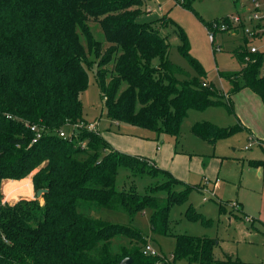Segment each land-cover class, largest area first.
<instances>
[{
  "label": "trees",
  "instance_id": "trees-1",
  "mask_svg": "<svg viewBox=\"0 0 264 264\" xmlns=\"http://www.w3.org/2000/svg\"><path fill=\"white\" fill-rule=\"evenodd\" d=\"M193 1L176 0L193 10L213 35L223 31L218 25L228 21V15L206 19L194 9ZM144 6V0H0V188L2 181L32 172L34 192L45 189L41 201L35 195L13 203H2L0 191V264H118L127 256L129 264H175L180 258L188 264H244L229 254L217 259L213 248L218 242L207 235L174 234L171 259L144 253L146 236L131 220L148 209L152 231L169 234L170 205L185 201L188 191L197 186L143 156L114 149L94 130L78 132L79 140H87L84 147L57 133L66 121L86 122L80 94L88 85L89 64L79 33L104 68H98L94 78L105 114L117 124L147 129L156 137L177 135L190 109L222 105L234 113L231 95L241 87L259 95L264 104V76L259 74L264 50L249 51L254 39L243 34L232 50L238 70L219 72L230 83L223 93L206 80L205 70L189 51L184 30L167 15L158 21H140ZM89 22L99 24L106 46L93 37ZM164 22L176 28L178 50L195 68L194 75L168 58L169 42L160 32ZM243 27L228 25L231 31L243 32ZM30 124L40 131L35 141ZM239 128L197 120L190 131L214 142ZM103 149L108 151L100 156ZM248 164L260 165L256 160ZM121 167L131 177L165 174L174 185L181 183L189 190L156 180L140 192L133 178L128 187L125 182L118 189ZM224 206L218 202L220 211ZM91 207L122 211L130 223L102 220L86 211ZM184 215L188 220L212 222L191 204Z\"/></svg>",
  "mask_w": 264,
  "mask_h": 264
},
{
  "label": "rangeland",
  "instance_id": "rangeland-1",
  "mask_svg": "<svg viewBox=\"0 0 264 264\" xmlns=\"http://www.w3.org/2000/svg\"><path fill=\"white\" fill-rule=\"evenodd\" d=\"M144 2L143 13L138 19L152 22L166 15L173 19L184 30L189 51L205 70L206 80L213 82L218 90L225 93L230 83L221 77L219 72L239 69V62L232 50L241 42L242 35L246 34L244 30L243 32L242 29L217 31L210 38L204 24L194 11L181 6L176 0H144ZM192 5L206 19L235 12L236 9L240 10L243 7L245 8L243 12L238 11L228 15L240 14L242 18L240 23L249 27L252 32L251 36L246 34L247 37L254 39L255 42L256 38L264 35V30L247 18L251 8L250 0H194ZM89 27L93 37L106 46L108 43L99 24L89 22ZM160 32L166 35L169 42L168 58L185 72L194 75L195 68L178 50L180 37L176 28L164 22ZM79 38L89 64L88 85L80 94L85 120L94 122L96 124L94 132L101 136L105 130L113 131L112 128L120 130V126H124L125 130L120 132L106 131L105 139L109 144L121 152L150 157L155 144L154 140L148 138L153 136L152 131L123 123L117 125L106 116L103 100L94 78L96 70L104 68L98 65L99 58H95L93 52L88 51L81 33ZM256 45L264 47V39L257 41ZM153 63L156 64L157 59H154ZM110 66L111 64H108L106 68ZM232 105L234 113H229L222 105L208 106L204 110L190 109L181 121L177 135L163 133L158 138V141H161V153L156 159V164L191 184L203 180L205 189L202 192L198 190L203 188L200 184H196L198 189L194 187L189 190L181 183L174 185L171 179L162 173L154 178L148 175L131 177L127 168L121 167L118 170L116 178L118 189L122 188L125 182L124 187H128L127 181L133 178L140 192L144 191L148 183L156 180L166 181L179 191L189 190L185 201L169 207V234L152 231L148 209L137 213L131 220V224L138 227L146 236V244H149L155 253L161 255V258L171 259L175 244L174 234L187 233L215 238L218 244L214 246L213 253L217 259L229 254L239 258L244 264L264 263V104L259 95L248 87H241L233 95ZM197 120H207L221 127L240 125L241 128L235 133L210 142L198 138L190 131L191 125ZM136 135L139 137L135 138ZM83 142L86 145L87 140L84 139ZM244 145L247 148H244ZM107 151L103 149L100 156ZM248 160H256L263 165L256 168L248 164ZM31 175L32 172L18 180L2 181L1 202L13 203L19 199L33 198L35 192ZM203 196L205 200L202 199ZM38 197L41 201V197ZM231 201L241 202L242 210ZM218 202L225 205L223 211L219 210ZM188 204L210 218L211 224H205L200 219L188 220L184 215ZM86 211L112 223H130L127 214L122 211L103 207H91ZM113 247H116V244ZM175 264H188V262L185 258H180L175 260Z\"/></svg>",
  "mask_w": 264,
  "mask_h": 264
},
{
  "label": "built area",
  "instance_id": "built-area-1",
  "mask_svg": "<svg viewBox=\"0 0 264 264\" xmlns=\"http://www.w3.org/2000/svg\"><path fill=\"white\" fill-rule=\"evenodd\" d=\"M250 2H251V8H250L249 15H247V18L251 21H254L255 24H258L261 27V29L264 30V1H262V0H250ZM241 20H242V18L240 16V14L239 15L238 14L228 15V21H222L221 20L218 27L221 30L231 31L228 28L229 23H230V25H236V24L240 23ZM243 30L246 34L251 36L252 32H251V29L249 27L244 26ZM207 31H208L209 37L212 38L214 36L213 32L211 30H207ZM261 39H264V35H262L261 38H256V41L261 40ZM255 43L256 42H252L249 44V51L251 53H254V52L261 50ZM259 74L261 76H264V55H263L262 60L260 62ZM28 126L31 130H33L35 132V135L32 139V141H35V139L40 136V131L35 124H30ZM82 128H86L87 130H95L96 124L92 121H86V122L85 121H78V122L66 121L65 124L57 130V133L59 134V136H61L63 138L74 139V141L78 142L81 145V147H84V145H85L84 142L78 139V132ZM203 199H205V196L203 197ZM232 204L234 205V202ZM143 252L144 253H152V254L155 253V251L152 249V247L149 244H145L143 246Z\"/></svg>",
  "mask_w": 264,
  "mask_h": 264
},
{
  "label": "crops",
  "instance_id": "crops-1",
  "mask_svg": "<svg viewBox=\"0 0 264 264\" xmlns=\"http://www.w3.org/2000/svg\"><path fill=\"white\" fill-rule=\"evenodd\" d=\"M262 1H264V0H262ZM244 9L245 8H241L240 10H238V9H236V11L235 12H230V13H228V14H231V13H237L238 11L239 12H243L244 11ZM228 14H221L220 16H222V15H228ZM243 15H244V13H243ZM258 41H260V40H258ZM257 42V41H256ZM256 44V43H255ZM258 46V45H257ZM259 47V46H258ZM261 50H264V47H259ZM239 67H240V65H239ZM209 81V80H208ZM252 91V90H251ZM237 92V91H236ZM235 92V93H236ZM253 92V91H252ZM235 93H233L232 95H231V100H232V102H233V95L235 94ZM254 93V92H253ZM204 110V109H203ZM85 118V117H84ZM115 122V121H114ZM115 124H117V122H115ZM118 125V124H117ZM124 125H126V124H124ZM120 130H118V129H116V128H112V129H114L113 131H111V130H105L104 132H103V137L105 138V133H106V131H111V132H120L121 130L123 131V130H125V128H124V126H120ZM111 129V128H110ZM151 135V134H150ZM137 137H139V136H137L136 135V137L135 138H137ZM154 138V139H152V138ZM156 136L153 134V136L151 135V136H149L148 138H150V140H154L155 141V144H154V149H153V154L150 156V157H146V156H143V157H145L146 159H148V161L150 162V163H152V164H154V165H156L157 167H159L157 164H156V159H157V157H159V155H160V153H161V151H160V142L158 141V138L160 137V136H157L156 138H155ZM139 141V140H138ZM257 141L258 142H261L260 141V139H257ZM135 142H137V141H135ZM153 142V141H152ZM244 148H247V146L246 145H244ZM139 156H142V155H139ZM249 161V160H248ZM263 164H260V165H258V166H255L256 168H259L260 166H262ZM159 168H161V169H164V168H162V167H159ZM166 170V169H165ZM257 170H259V169H257ZM168 171V170H167ZM170 172V171H169ZM175 178H177V179H179L178 177H176L172 172H170ZM179 180H181V179H179ZM181 181H183V182H185V183H189V182H186L185 180H181ZM203 180H200L199 182H196V183H194L195 185L196 184H200L201 185V188H202V186H203V188L202 189H198L200 192H202L204 189H205V183L204 182H202ZM189 184H191V183H189ZM204 197V196H203ZM203 199V198H202ZM206 199V198H205ZM205 199H203V200H205ZM220 201H225V200H220ZM232 202V201H231ZM234 202V201H233ZM232 202V203H233ZM234 204H236L237 206H238V209L239 210H242V203L241 202H234ZM167 259V258H166Z\"/></svg>",
  "mask_w": 264,
  "mask_h": 264
},
{
  "label": "water",
  "instance_id": "water-1",
  "mask_svg": "<svg viewBox=\"0 0 264 264\" xmlns=\"http://www.w3.org/2000/svg\"><path fill=\"white\" fill-rule=\"evenodd\" d=\"M44 191H45V189H43V188L37 189V190L35 191V195H36V197L40 196V194H41L42 192H44ZM130 261H131V257H129V256H127V257H123V258L119 261L118 264H129Z\"/></svg>",
  "mask_w": 264,
  "mask_h": 264
}]
</instances>
